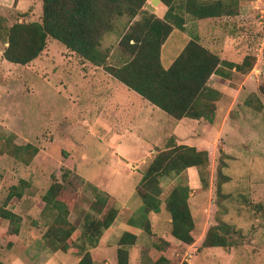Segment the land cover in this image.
Listing matches in <instances>:
<instances>
[{
  "label": "rangeland",
  "instance_id": "rangeland-1",
  "mask_svg": "<svg viewBox=\"0 0 264 264\" xmlns=\"http://www.w3.org/2000/svg\"><path fill=\"white\" fill-rule=\"evenodd\" d=\"M233 1L238 9L233 17L194 20L186 16L185 30L174 29L164 44L163 62L168 66L196 39L221 60L242 64L250 57L245 70L252 68L246 73L227 68L226 77H211L209 85L221 93L213 122L187 119L175 128L177 120L128 90L103 68H97L103 82L92 81L84 65L94 72L93 77L95 68L54 39H48L47 49L36 64H29L31 68L5 61L3 27L41 22L43 0H0V206L20 181L31 185L24 188V194L36 197L31 208L26 198L7 203L25 215L34 211L21 217L25 222L19 234H12L9 222L0 218V264L78 263L77 249L63 253L44 239L57 211L43 213V197L56 183L62 185L59 199L69 206L68 219L78 228L74 241L88 218L105 219L112 208L118 210L112 229L105 231L99 248L93 250L95 264H118L117 250L125 232L137 236L136 243L128 247L130 264H159L160 257L167 264H264V210H258L259 205L264 207V93L260 90L264 87V0ZM144 10L160 18L167 6L163 0H148ZM127 22V17L118 18L115 32L103 39V50L117 49L119 33ZM115 58L116 51L108 64L116 65ZM70 81L71 87L66 88ZM66 126L71 130L60 137L66 134ZM174 134L182 144L196 140L211 157L207 190L200 191L197 169L186 173L195 220L192 245L172 236L171 216L165 209L179 179L162 180L163 204L157 214L144 212L136 192L157 153L178 138ZM122 137V143L116 144ZM28 144L43 150L30 164L16 157L30 159L29 151H17ZM222 153L228 155L222 169L228 180L222 179L219 194ZM222 222L234 228V233L225 236L233 246L204 250L209 227ZM147 225L159 243H170L163 254L153 247ZM25 233L32 235L30 243H25Z\"/></svg>",
  "mask_w": 264,
  "mask_h": 264
},
{
  "label": "trees",
  "instance_id": "trees-1",
  "mask_svg": "<svg viewBox=\"0 0 264 264\" xmlns=\"http://www.w3.org/2000/svg\"><path fill=\"white\" fill-rule=\"evenodd\" d=\"M148 0H43L41 22L15 23L3 27L5 44L3 59L21 66H27L38 59L47 49L48 39L60 42L71 52L93 66L103 68L113 78L123 83L128 89L138 93L143 99L158 107L172 118L207 120L213 122L216 117V103L221 93L211 87L209 82L213 75L226 77L225 69H236L240 73L248 72L245 67L249 58L242 64L224 61L214 52L202 46L198 40H191L174 62L167 68L163 64V46L171 37L174 29L185 30L186 16L194 20L233 17L237 15L236 1L233 0H163L167 11L162 17L144 12ZM142 19L134 21L139 15ZM127 17L128 22L120 31L117 49H102L104 37L115 32L118 18ZM116 51V65L108 64ZM249 66H251L249 64ZM264 93V87L260 88ZM250 105V101H247ZM260 106L263 105L260 103ZM163 150H160L145 171L137 186V195L144 205V212L160 213L163 201L162 180L179 179V184L171 191L165 202V209L171 216L172 236L187 244L195 242L192 235L195 220L190 206L191 188L186 179L189 169L198 171L201 190L209 188L211 159L207 150H198L188 145H178L171 139ZM29 151L30 164L39 149L31 144L17 147L19 153ZM222 153L218 167L217 192L221 193L222 179L228 180L223 173L227 158ZM30 162V163H29ZM19 186L11 187L4 206H0V218L7 220L12 234H19L22 218L7 209V203L14 198H22L25 181ZM223 182V183H224ZM22 187V189H20ZM62 191L60 183L53 184L43 197L44 212L57 211L56 218L48 225L44 239L49 241L55 250L68 253L77 249V264H95L92 250L96 249L106 230L118 217V210L111 209L105 219L88 218L80 237L74 241L73 234L78 228L68 219V204L59 199ZM223 198V196H220ZM264 207L258 206V210ZM147 232L153 236V247L162 254L170 246L164 244L147 225ZM234 228L222 222L209 227L203 248H227L233 244L226 239V234L234 233ZM151 236V235H150ZM137 236L125 232L119 241L118 264H130L129 246H133ZM160 257L159 264L168 260ZM182 264H190L184 261Z\"/></svg>",
  "mask_w": 264,
  "mask_h": 264
},
{
  "label": "crops",
  "instance_id": "crops-1",
  "mask_svg": "<svg viewBox=\"0 0 264 264\" xmlns=\"http://www.w3.org/2000/svg\"><path fill=\"white\" fill-rule=\"evenodd\" d=\"M155 3H156V1H155ZM21 4L23 5V1L21 2ZM20 4V5H21ZM20 10H21V7H20ZM164 49H165V47H164ZM163 49V50H164ZM177 58V57H176ZM175 58V59H176ZM40 58H38V59H36L35 61H34V63H31V64H36L37 62H38V60H39ZM6 61V60H5ZM174 61H172L168 66H165V64H164V62H163V64H164V66L165 67H169L172 63H173ZM13 64V63H12ZM16 66H21V65H18V64H15ZM84 65V64H83ZM85 65H87L86 63H85ZM85 65H84V68L85 69H88V71H89V77H92V81H94V80H98L99 82L100 81H102V78H101V75H100V73L101 72H98L97 71V68L98 69H100L101 67H96V66H93L90 62H89V65L92 67V68H95V69H93L95 72H96V77H93L94 76V72L93 71H91L89 68H87V67H85ZM21 67H26V68H31L30 67V65H27V66H21ZM27 70V69H26ZM110 75V74H109ZM111 76V75H110ZM115 79V78H114ZM118 81V80H117ZM103 82V81H102ZM120 82V81H119ZM67 84V87L66 88H70L71 87V81L69 82V83H66ZM123 84V83H122ZM69 85V86H68ZM81 85V84H80ZM124 90V89H123ZM123 90H122V93H124L123 92ZM128 90H130V89H128ZM133 91V90H132ZM138 94V93H137ZM129 95V94H128ZM139 95V94H138ZM140 96V95H139ZM142 98V97H141ZM143 99V98H142ZM145 100V99H144ZM147 101V100H146ZM149 102V101H148ZM150 103V102H149ZM151 104V103H150ZM154 106V105H153ZM156 107V106H155ZM158 108V107H157ZM176 120V119H175ZM185 120H187L186 118L185 119H183V120H180V121H178L177 120V122H178V124L175 126V128L176 127H178V125L179 124H182ZM62 126V125H61ZM69 129L71 130V128H70V126H69V128H68V126H66V128L64 129V132L66 133V134H61L60 133V137H62V136H64V135H67L68 133H69ZM193 129V128H192ZM190 131H192L191 129H190ZM174 136H176V142L178 143V145H188V146H193V147H196L198 150H205V149H202V148H199L198 147V145H197V141L195 140V142L196 143H191V144H182V141H181V138H180V136H178V135H176V134H174ZM143 137H146V135L144 134L143 135ZM122 139H123V137L121 138V139H119V140H117L116 141V144H121L122 143ZM180 139V140H179ZM36 147H37V145H35ZM45 146V145H44ZM153 146H151L150 148H152ZM37 148H39V146L37 147ZM150 148L147 150V151H145V153H144V159L146 158V155H148L149 153H150ZM152 151H154V150H152ZM41 152H43V150L42 149H40L39 148V152H38V158L40 157V156H42V153ZM155 152V151H154ZM118 155V154H117ZM210 155V154H209ZM123 158V157H122ZM211 158V157H210ZM66 168H68V170H70L71 172L75 169L76 170V168H70V167H66ZM193 169V168H192ZM28 187H31V185H28ZM27 189V188H26ZM24 198H26V199H28L29 200V204L27 205L28 207L27 208H31V205L33 204V201L32 200H36V197H34V198H32L31 196H26V194H24L23 196H22V198H20L22 201H23V199ZM19 199V198H18ZM12 201V200H11ZM11 201L9 202V204L11 203ZM30 202H32V204L30 203ZM7 207V209H9L10 211H12V212H14V213H16L17 215H19L20 217H22V218H24L25 216H27V214L30 216L32 213H33V209L32 210H29L28 211V213L25 215V214H22V213H20V212H18L17 210L19 209L18 207H14L13 205H8V206H6ZM11 208V209H10ZM34 217V216H33ZM117 220V219H116ZM115 220V221H116ZM24 222H25V220H23ZM23 223V222H22ZM115 223V222H114ZM10 224V223H9ZM21 228V227H20ZM111 229H112V226L110 227ZM8 231V230H7ZM26 234V233H25ZM27 235V234H26ZM136 235V234H135ZM32 236V235H31ZM31 236L30 235H27V237H24V239H27L26 240V242L25 243H30V238H31ZM250 238V237H249ZM251 239V238H250ZM103 240V237H102V239H101V241ZM100 244H101V242H100ZM100 244H99V246H100ZM99 246L97 247V248H99ZM30 248V247H29ZM129 249V248H128ZM214 249H220V248H205L204 250H211V251H213ZM130 250V249H129ZM92 254H93V250H92ZM94 257V256H93ZM94 262H95V260H94Z\"/></svg>",
  "mask_w": 264,
  "mask_h": 264
}]
</instances>
